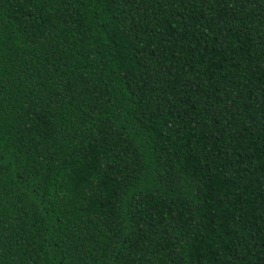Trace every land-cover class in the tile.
<instances>
[{
    "label": "trees",
    "instance_id": "16d2710c",
    "mask_svg": "<svg viewBox=\"0 0 264 264\" xmlns=\"http://www.w3.org/2000/svg\"><path fill=\"white\" fill-rule=\"evenodd\" d=\"M0 264H264V0H0Z\"/></svg>",
    "mask_w": 264,
    "mask_h": 264
}]
</instances>
